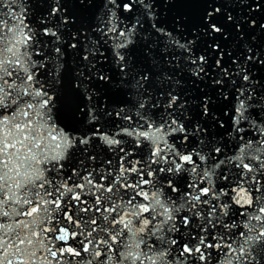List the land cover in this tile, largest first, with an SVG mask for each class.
Here are the masks:
<instances>
[{"label":"snow or ice","instance_id":"1","mask_svg":"<svg viewBox=\"0 0 264 264\" xmlns=\"http://www.w3.org/2000/svg\"><path fill=\"white\" fill-rule=\"evenodd\" d=\"M217 4L0 0V264H264V46Z\"/></svg>","mask_w":264,"mask_h":264},{"label":"water","instance_id":"2","mask_svg":"<svg viewBox=\"0 0 264 264\" xmlns=\"http://www.w3.org/2000/svg\"><path fill=\"white\" fill-rule=\"evenodd\" d=\"M216 2L218 4L215 6L221 7L223 10V14H221L220 16H217L216 20L219 21V26H222L225 28L226 34H228V36H229L228 40H224L223 37H217V39L221 41L222 47H224L225 52H232L234 56L238 55L240 57V60H242L243 59V52H242L243 44L245 41L251 42L250 37L253 35L256 36V41H255L256 46H258V47L264 46V32H262L258 26H257V28L249 29L248 24L243 23L242 28H243V31L245 34V40L241 41V40H239L240 34L236 32L234 25L232 23L227 22V19H226V14L228 12H231L233 17L238 19V20H240V19H246V20L255 19L257 21V25H259L260 23H264V10H261L260 12H251L250 13L248 7L242 6L238 3H233V2H231V0H229L228 3H223L224 0H216ZM204 7H206V6H192V7L182 9V11L186 15H188L189 19H190L189 24L186 25V28L189 29V31L186 33L188 38H194L191 35V29L194 27L195 18L199 14H202ZM262 7H264V5H262ZM29 20H33V21L38 22V17L29 16ZM206 42H210V41H208L207 38L201 39V41L199 42V44L196 48L197 53L208 52V49L206 47ZM70 51H75V50H70ZM175 54L179 58V62L181 64V67H183V65H184L183 55L181 54V52L179 50H176ZM137 56L143 62L144 65H146V66L151 65V60L145 58L143 55H141L140 52H137ZM209 56H210V63H211V61H214L216 59L215 53H209ZM223 66H227L230 70L234 69V67H235V65H233L230 62V59L227 55H225L223 57V59L221 60V67H223ZM106 67H108V66L106 65ZM162 68L166 69L167 71H171V69L168 68L167 64H165L163 61L160 62V67L153 69V71L159 72V71H161ZM219 71H220V69L217 68L215 65H213L212 73L216 74ZM260 75L264 76V69L260 70ZM181 79L185 85V92H187L189 94L190 99L192 96L198 95L196 89L192 87L191 81L189 80L187 75H182ZM203 86L204 85H201V87H203ZM205 90L211 91L210 88L205 89ZM95 152L98 156V159L96 161L92 162L94 165H100L103 160H106L108 158V153L105 152V150L103 148H97V149H95ZM86 163H87V161H86ZM115 163H116V160L113 159V164H115ZM126 163L127 162L125 161V164Z\"/></svg>","mask_w":264,"mask_h":264}]
</instances>
